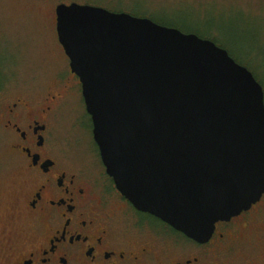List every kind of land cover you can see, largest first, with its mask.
<instances>
[{"label":"water","instance_id":"water-1","mask_svg":"<svg viewBox=\"0 0 264 264\" xmlns=\"http://www.w3.org/2000/svg\"><path fill=\"white\" fill-rule=\"evenodd\" d=\"M57 35L107 174L132 206L199 243L264 197V89L211 40L78 3Z\"/></svg>","mask_w":264,"mask_h":264},{"label":"flooded vegetation","instance_id":"flooded-vegetation-1","mask_svg":"<svg viewBox=\"0 0 264 264\" xmlns=\"http://www.w3.org/2000/svg\"><path fill=\"white\" fill-rule=\"evenodd\" d=\"M69 76L82 88L71 68ZM4 85L0 131L20 162L22 186L0 221V264H264V240L244 233L264 197L199 243L136 210L107 174L95 140L100 171L66 154L53 135L64 91L35 100L22 89L10 96Z\"/></svg>","mask_w":264,"mask_h":264},{"label":"rangeland","instance_id":"rangeland-1","mask_svg":"<svg viewBox=\"0 0 264 264\" xmlns=\"http://www.w3.org/2000/svg\"><path fill=\"white\" fill-rule=\"evenodd\" d=\"M71 3L149 18L211 40L248 68L264 89V0H0V83L5 84L4 91L13 96L22 89L35 100L64 91L54 139L65 144L73 161L87 163L92 171L101 169L93 124L81 85L69 76L70 62L55 27L57 6ZM3 136L0 131V221L12 206L13 193L22 186L20 162ZM257 213L256 224L244 233L264 240V201L252 216ZM260 248L264 253V242Z\"/></svg>","mask_w":264,"mask_h":264},{"label":"trees","instance_id":"trees-1","mask_svg":"<svg viewBox=\"0 0 264 264\" xmlns=\"http://www.w3.org/2000/svg\"><path fill=\"white\" fill-rule=\"evenodd\" d=\"M116 13H118V12H116ZM193 34H195V33H193ZM202 38H204V37H202ZM205 39V38H204Z\"/></svg>","mask_w":264,"mask_h":264}]
</instances>
